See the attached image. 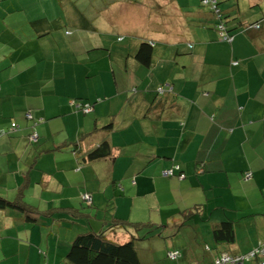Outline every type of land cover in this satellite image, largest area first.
<instances>
[{"label":"crops","instance_id":"crops-1","mask_svg":"<svg viewBox=\"0 0 264 264\" xmlns=\"http://www.w3.org/2000/svg\"><path fill=\"white\" fill-rule=\"evenodd\" d=\"M27 1L0 2V126L20 125L0 137V196L52 214L31 223L1 209L0 264L10 242H20L11 264H71V243L89 232L125 243L136 232L114 218L156 228L137 241L143 264H213L264 241V0H219L230 43L201 0ZM4 8L18 12L6 21ZM83 14L129 50L95 38ZM143 41L149 68L131 52ZM159 83L174 91L158 95ZM81 96L98 100L92 116L72 110ZM30 111L45 121L32 128ZM105 137L112 156L80 162L74 144L87 153ZM176 164L184 179L162 176ZM227 220L235 241L218 243ZM170 249L182 257L164 258Z\"/></svg>","mask_w":264,"mask_h":264},{"label":"trees","instance_id":"trees-1","mask_svg":"<svg viewBox=\"0 0 264 264\" xmlns=\"http://www.w3.org/2000/svg\"><path fill=\"white\" fill-rule=\"evenodd\" d=\"M3 1L4 0H0V2ZM77 1L78 0H71V4H76ZM62 2H65V0H62ZM56 4L60 6V2H57ZM220 4L221 3L219 2V0H201V6H208L212 11L216 13L215 15L218 20L212 27H214L215 31L218 33L220 40L227 41L230 43L231 39L233 38L232 35L233 31L229 30V26L227 24L228 23L227 16H224L223 12H221L222 10L220 9ZM91 6L86 7V10L85 9L81 10L79 8L77 9H79L81 14L83 13L82 11L84 12L89 11L93 13L94 9ZM5 11H7L6 14L4 15L6 17V21L9 17L12 18L13 15H15L16 12H18V10L15 9L10 11L5 8L2 9L1 12H5ZM99 13L100 10L97 11L98 16L100 17ZM83 17H85L84 25H83L84 28L88 29L87 31H92V34L95 36V38L98 39L100 38L105 41L113 40V41H117L118 43L124 42V44L126 45L125 49L129 50V46L127 44L129 41L128 37L118 36L115 34L113 35L111 32L108 33L103 29L98 30L97 27H95V23L93 19L88 18L86 14H83ZM39 20L40 19H38L37 21ZM78 27L80 28L82 26L78 25ZM72 28L73 27L68 26L69 32H71L70 30ZM74 28L76 27L74 26ZM190 47H192V45H190ZM131 52L132 54L135 53L134 56L135 58L138 59L141 65H143L146 68L152 66V57L154 52L153 43L143 41L141 42L138 49L132 48ZM0 89H1V80H0ZM136 90L137 88L134 87L133 91ZM156 90L158 95L159 94L165 95L166 93H172L174 91L173 86H171L170 84L166 85L165 83H159ZM203 93L206 94L207 92H203ZM69 102L73 111L79 112L82 115L84 114L88 117V115L92 116V114L94 113L95 106L96 103H98V100H92L81 96V97H74ZM25 116L28 120H32L33 122L32 128H35V126L45 121L44 118L35 117L31 111L27 112ZM111 126L112 123H110L109 125L107 124L104 127V129L109 130ZM19 127L20 125L17 124L16 122H11L8 128H4L0 126V137L18 131ZM28 139L31 143H35V142L37 143L40 139V135L38 131L33 129L29 133ZM64 144L68 145V142ZM73 152L78 156L80 162L96 161L99 159L101 160L104 158H108L113 154L112 144L107 137L103 138L97 144L96 147H94L92 150H90L87 153H83L81 144L79 142H76L73 147ZM172 169H173V174L171 176H164L163 172L165 170L162 171V176L164 177L177 176L179 178H181L182 175L186 176V174L182 171L181 167L178 164L174 165ZM86 196H88L89 198H87ZM82 197H83L82 200L87 206H92L93 198L91 194L84 193ZM6 208H13L19 210L20 212L23 213L25 220L31 223H38L41 217L52 214V211L50 210L40 211L28 205L25 202V200H23L22 194L18 195L16 199L13 200L0 196V210ZM68 209L70 210V212L74 211L71 208ZM57 210H61V209H57ZM114 219L118 222L117 223L118 226H122L128 232L130 231L136 232L135 234L133 233L131 234L130 240H128L125 243H119L109 239L105 234L99 232H89L86 234H81L77 236L75 240L71 243L70 250L67 254L68 261L71 264H143L138 254L137 241L139 238H148L153 236L154 232L156 231V228H154V225L152 223L145 224L142 222H130V221L125 222V221H121L118 218H114ZM140 231H144V233L141 235L139 234ZM235 235L236 234H235L234 224L230 220L220 223L214 229V237L216 239V242L218 243L222 241H225L229 244L233 243L235 241ZM250 250H252V248ZM169 251L166 254L167 257L170 260L175 261L176 259H171L168 256ZM249 251L239 254L228 253V255L232 257L244 256L246 254H249ZM223 254L224 253L219 254L217 258H215V260L213 261L214 262L213 264H216V260L221 258ZM250 261H256L257 264L258 258L255 259L254 257L248 260V262ZM246 263L247 261H244V264Z\"/></svg>","mask_w":264,"mask_h":264},{"label":"rangeland","instance_id":"rangeland-1","mask_svg":"<svg viewBox=\"0 0 264 264\" xmlns=\"http://www.w3.org/2000/svg\"><path fill=\"white\" fill-rule=\"evenodd\" d=\"M184 47H185V45H184ZM132 48H134V45H132ZM132 70H133V67H132ZM133 72L135 73L134 70H133ZM136 79H139V77L136 76ZM124 99L125 98L122 97L121 101H124ZM84 116H86V115H84ZM249 172H251V171H249ZM251 174H252V172H251ZM252 176H253V174H252ZM252 176H251V178H252ZM185 177L186 176L181 177V179H184ZM244 179H246L245 178V174H244ZM246 180H249V179H246ZM123 230H125V228H123ZM141 232H143V231H140L139 234H141ZM18 243H20V242H10L7 245H4V249H6V251L8 252V254L6 256L1 255V257L5 258V260H3L4 264H11L12 262H18V260H19L18 255H11V254H14V251H16V249L18 248ZM32 244H34V243H32ZM11 248H14V249L12 250ZM263 248H264V241H261L258 245L254 246L252 248V250L249 251V253H253L254 254L255 259L258 258V263L257 264L264 263V255H260V251H262ZM176 251H178L180 253V255ZM170 252H172V254H177V257H176L177 259L176 258H171V259L178 260V259H180L182 257V253L179 250H177V249L176 250H170L169 253ZM224 254H228V253H224ZM161 256H163V254H161ZM168 256H169V254H168ZM164 258H168L166 254H165ZM43 264H45V263H43ZM194 264H199V263H194Z\"/></svg>","mask_w":264,"mask_h":264},{"label":"built area","instance_id":"built-area-1","mask_svg":"<svg viewBox=\"0 0 264 264\" xmlns=\"http://www.w3.org/2000/svg\"><path fill=\"white\" fill-rule=\"evenodd\" d=\"M163 174H164V176H171L173 174V169L171 168V169L165 170L163 172ZM251 176H252L251 172L245 173L246 179H250ZM182 177H184V175H182ZM86 197L89 198L88 196H86ZM176 252H178V251H176ZM178 254L180 255L179 252H178ZM260 255H264V248L262 249V251H260ZM169 257L170 258H176L177 254H172V252H170ZM252 258H254L253 253H249V254H246L244 256H237V257H232L228 254H223L221 258L216 260V264H244V261H248ZM262 264H264V263H262Z\"/></svg>","mask_w":264,"mask_h":264}]
</instances>
